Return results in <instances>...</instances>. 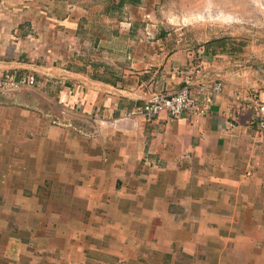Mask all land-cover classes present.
Segmentation results:
<instances>
[{
    "label": "crops",
    "instance_id": "crops-1",
    "mask_svg": "<svg viewBox=\"0 0 264 264\" xmlns=\"http://www.w3.org/2000/svg\"><path fill=\"white\" fill-rule=\"evenodd\" d=\"M27 10L28 3L0 0V71L35 77L33 87L0 94V112L14 117L17 110L26 115L25 107L47 114L58 110L54 125L45 113L25 118L37 125L35 149L28 150L29 139H21L20 152L10 153L23 157L21 189L63 187L69 198L46 192L37 204L68 207L13 212L18 200L0 196V264H94V251H110L103 248L105 237L116 244H109L115 256L111 264H264L255 239L262 231L254 229L264 217V139L251 104L242 101L227 46L218 50L207 40L194 54L188 40L152 36L149 29L156 23L120 20L112 31L117 39L95 38L97 58L77 56L82 48L74 44L77 52L65 64L43 54L35 64L23 54L31 29L41 42L56 23H44L40 8L34 21ZM195 65L197 72L191 71ZM215 83L219 93L212 91ZM161 85L172 92L187 87L204 113L183 111L171 118L160 112L132 121L126 115L132 106ZM258 90L264 99V87ZM67 107L68 113L60 111ZM81 111L92 113L94 124L82 119ZM112 118L117 127L103 123ZM77 121L85 123L86 134ZM66 215L90 226L83 230V246H77L78 229L59 227ZM137 218L163 237L157 239L161 244L148 246L150 260L137 256L139 250L130 260L124 256L135 251L136 240L120 236L119 223ZM178 220L186 223L179 235L171 228ZM96 264L109 262L100 257Z\"/></svg>",
    "mask_w": 264,
    "mask_h": 264
},
{
    "label": "rangeland",
    "instance_id": "rangeland-1",
    "mask_svg": "<svg viewBox=\"0 0 264 264\" xmlns=\"http://www.w3.org/2000/svg\"><path fill=\"white\" fill-rule=\"evenodd\" d=\"M8 2L18 5L28 3L30 10L27 11H30L34 21L37 20L36 10L40 8L45 16L44 23H56L55 27L51 29V35L47 36L48 34L45 33L46 36L41 38L43 40L41 42L37 41L38 38H32L36 37L37 33L35 29H31L29 33L30 40L23 45V50H26L24 51L26 53L23 54H26L25 58L32 63L36 64V61L42 58L43 55L48 56V58L55 57V60L64 63L66 57L77 52L73 49L74 44H76L77 49H79L77 44L82 48L79 49L82 50V52H79L80 54L76 53L77 56L84 58L87 54H91L92 58L94 56L97 58V52L92 50V45L96 43L95 38L103 35V37L108 36L110 38L109 36H111L117 39L118 35L112 33V31L118 21L128 20L139 24L142 22L156 23L155 30L153 27L149 29L152 36L154 32L156 36L161 38H171L172 40L183 38L184 42L188 40L192 44L190 45L192 48L189 49L193 50L194 54L200 51V44L207 40L210 43L214 42L213 46L220 50L217 41L222 40L228 51H230L231 56L228 57L231 58L230 64L234 76L241 80L239 91H243L242 101L247 99V102H249L252 98L260 99L258 89L264 87V0H8ZM146 30L143 29L144 32ZM77 62L82 63V60H77ZM252 82L253 85H251ZM4 95L9 94L7 92ZM25 108L28 110L26 115H20L19 110H17L18 115L14 117L11 112L5 114L0 112V121L5 118L0 123V196H6L7 199L13 201L18 200V203L12 206L13 212H34L36 207L39 209L41 207L44 209L62 207V210H65L68 206L59 204L49 206L48 203H44V205L37 204L38 200L41 202L46 199L48 195L46 192L68 197L63 187L51 189L44 186L35 190L21 189L26 177V175L20 174L23 157L16 156V154L12 155L10 150L20 152L21 141H27L28 139L29 143H27L30 147L28 150L35 149L31 140L36 132L37 125L33 122L26 123L25 118L36 116V112H47L36 110V108ZM65 109L67 110L60 111L68 113V107ZM50 113H45L44 116L47 117L48 124L54 125L53 119L56 114L58 115V110L55 112L52 109ZM79 114L86 122L94 124L92 113L88 114L81 111ZM99 116L103 115L99 114ZM77 122L81 127L74 125L73 128L80 127L81 129L78 130L86 134L88 130L82 128L85 123L83 121ZM45 127H47L46 124ZM9 144L13 150L10 149ZM50 181L51 177L49 175V178L45 179V184ZM242 215L247 216L248 212ZM68 217V215L63 217L59 227L65 230L78 229L77 246H83V242L87 240L83 237V230L90 226H87L81 220H68ZM142 218H137L135 222L134 220H125L119 223L120 236L132 242L136 240V244H134L135 251L124 254V256L129 257L128 260L136 257L138 250L140 253L137 256H148L146 259L150 260L151 252L148 253V250H150L148 246L162 243L160 240H163V237H160L159 234L154 235L153 226L148 227L150 229L147 231V222H144ZM244 222L246 221L243 220L239 223L241 227H243ZM20 223L29 222L21 221ZM185 225L184 221H174L171 227L172 230H175L173 234L184 233ZM254 226V229L262 231V236L257 232L255 239H258L256 244L260 246L259 250H262L264 255V217L260 218V221L254 222ZM164 232L165 230H163V234ZM158 237H160V240H157ZM106 239L107 237L104 238L102 245H104L103 248L108 246L110 251L103 254H100V250L98 252L94 251L92 254V259L96 260L94 264L100 260V257L109 264L115 259L110 245L116 247V244L109 241L105 242ZM130 251L132 250L130 249ZM154 255L152 258H154ZM155 257L157 256L155 255Z\"/></svg>",
    "mask_w": 264,
    "mask_h": 264
},
{
    "label": "built area",
    "instance_id": "built-area-1",
    "mask_svg": "<svg viewBox=\"0 0 264 264\" xmlns=\"http://www.w3.org/2000/svg\"><path fill=\"white\" fill-rule=\"evenodd\" d=\"M199 67L197 65L191 68V71L197 72ZM34 77L32 75L18 76L14 73L0 71V94H5L20 89L23 86L33 87ZM212 91L219 93L221 86L215 83L212 86ZM150 94L142 101L135 103L132 106L129 115L134 119H148L158 115L160 112H166L171 118H176L183 111H188L191 115H201L205 109L202 108L197 101L191 96L187 87H181L172 92L169 91L166 85H161L158 91L150 90ZM253 109V116L255 124L260 136L264 139V99L252 98L249 100ZM96 119L97 120H100ZM111 126L117 127L119 123L115 119H106ZM136 126V122H132ZM97 130L95 129L94 132Z\"/></svg>",
    "mask_w": 264,
    "mask_h": 264
},
{
    "label": "trees",
    "instance_id": "trees-1",
    "mask_svg": "<svg viewBox=\"0 0 264 264\" xmlns=\"http://www.w3.org/2000/svg\"><path fill=\"white\" fill-rule=\"evenodd\" d=\"M212 44L214 43V42H211ZM217 44H218V46L221 48V50L222 49H224V47H225V43L222 41V40H218L217 41ZM213 48H214V46H213ZM214 50V49H213Z\"/></svg>",
    "mask_w": 264,
    "mask_h": 264
}]
</instances>
